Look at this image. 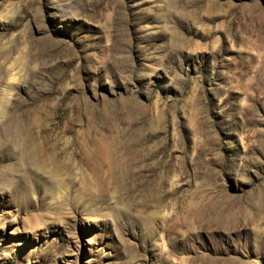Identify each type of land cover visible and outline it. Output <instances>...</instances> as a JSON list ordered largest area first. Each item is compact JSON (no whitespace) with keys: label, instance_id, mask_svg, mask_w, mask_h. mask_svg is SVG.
<instances>
[{"label":"rangeland","instance_id":"1","mask_svg":"<svg viewBox=\"0 0 264 264\" xmlns=\"http://www.w3.org/2000/svg\"><path fill=\"white\" fill-rule=\"evenodd\" d=\"M0 264H264V0H0Z\"/></svg>","mask_w":264,"mask_h":264}]
</instances>
